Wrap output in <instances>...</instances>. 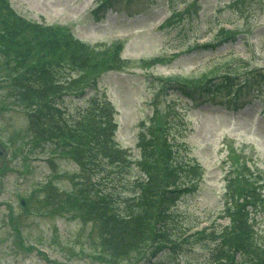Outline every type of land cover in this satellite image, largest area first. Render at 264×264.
Instances as JSON below:
<instances>
[{"label":"rangeland","instance_id":"374dc122","mask_svg":"<svg viewBox=\"0 0 264 264\" xmlns=\"http://www.w3.org/2000/svg\"><path fill=\"white\" fill-rule=\"evenodd\" d=\"M100 1L9 0L27 19L65 24L76 37L93 46L123 40L122 57L136 62L120 61L114 70L106 72L98 68L103 72L97 83L98 95L109 99L117 112V144L132 157L139 156L141 122L156 109L163 114L172 108L176 116L170 138L177 160L202 167L193 173L190 190L172 207L176 228H180L175 232L179 234L185 224L207 218L215 220V228L227 224V218H219L225 209L233 161H240L234 156H244L250 161L245 162L247 166L258 169L260 195L264 197V78L259 76L264 75V0H114L96 16L93 11ZM223 27L228 30L219 33ZM153 56L171 58L166 65L152 64L150 68L139 61ZM227 71L247 83L235 103H228L222 93L210 98L200 89L211 79L224 80ZM2 74L5 76L6 70L2 69ZM184 83L201 86L192 100L177 89ZM11 88L0 81V139L10 147V158H0V264H151L172 254L173 261L180 264L209 260L214 244L210 239L187 245L177 239L179 248L163 249L154 258L152 248L119 263L92 258L93 248L100 249L91 242L96 224L84 221L81 211L59 207L56 199L46 203L44 193H33L21 210L19 195L30 194L35 184L44 180H50L60 191L76 192L81 170L73 160L52 155L53 146L44 150L27 143L33 133L23 109H10V105L16 106ZM234 92L235 88L231 89L230 93ZM93 93L90 90L82 98L64 97L63 105L75 117ZM248 213L254 238L262 243L264 203H257Z\"/></svg>","mask_w":264,"mask_h":264},{"label":"trees","instance_id":"16d2710c","mask_svg":"<svg viewBox=\"0 0 264 264\" xmlns=\"http://www.w3.org/2000/svg\"><path fill=\"white\" fill-rule=\"evenodd\" d=\"M121 46L114 42L102 52L95 51L63 26H38L22 20L6 0H0V69L8 73L6 83L13 87L17 104L27 110L33 133L27 143L44 150L53 146V153L70 158L81 170L76 192L57 194L46 180L34 193H44L46 203L58 200L59 207L81 211L84 221L92 220L97 236L91 242L100 248H93L97 258L117 263L150 248L154 249L153 257L163 249L178 248L170 231L174 227L172 205L186 192L181 186L186 181L183 174L188 172L177 160L175 145L169 139L170 110L153 113L149 125L138 135L140 156L132 160L113 143V109L107 102L94 96L75 117L59 109L63 95H82L84 87L95 86L98 68L116 67V52ZM158 62L166 63L162 59ZM233 80L231 84H235ZM228 85L227 81H210L200 89L208 95ZM236 85L238 91L246 88L245 83ZM178 89L193 99L198 88ZM239 180L231 181L230 197L226 195L232 205L227 208L230 225L219 231L201 230L191 237L194 243L203 244L208 238L214 241L209 260L201 264H264V243L254 238L248 216L249 207L255 208L262 200L255 188L249 189L250 184ZM171 256L153 264H176Z\"/></svg>","mask_w":264,"mask_h":264}]
</instances>
